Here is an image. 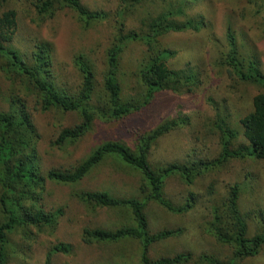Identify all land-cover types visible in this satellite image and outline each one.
Wrapping results in <instances>:
<instances>
[{"label":"trees","instance_id":"16d2710c","mask_svg":"<svg viewBox=\"0 0 264 264\" xmlns=\"http://www.w3.org/2000/svg\"><path fill=\"white\" fill-rule=\"evenodd\" d=\"M15 1L20 0H0V71L11 84L17 82L24 95L34 98L41 111L77 114L80 122L63 128L52 142V147L60 151L80 142L92 131L96 121L111 123L140 115L161 92L181 94L199 82L197 66L171 69L168 61L175 53L161 45V38L172 32L198 33L210 27L204 16L189 13L197 0H175L162 13L149 14L142 20L140 32L125 31L124 28L131 11L144 0H121V9L113 16L91 10L83 0H33L42 19H53L58 12L69 10L85 30L115 19L117 31L106 50L102 84L97 81L95 61L79 54L74 57V67L81 81L75 88L58 78L56 51L51 42L36 41L30 48L22 50L13 47L19 29L17 10L10 5ZM260 3L258 10L261 9L263 17L264 0ZM227 37L230 50L222 58V63L241 81L264 87V73L258 56L240 53L230 26ZM132 43H144L147 55L133 74L137 86L135 92L127 94L121 83V61ZM25 101L17 94H11L6 98L8 109L0 111V264H8L12 235L29 237L33 230L39 233L56 231L64 212L63 209L46 210L43 198L48 183L76 186L104 167L138 177L139 185L136 191L124 197L115 195L109 188L73 192V197L89 211L96 212L98 208L117 211L120 218L113 229L85 228L83 242L100 246L137 241L141 249L140 264H190L195 261L191 253L157 260L150 257L153 244L180 236L183 229H164L151 234L148 205L157 204L174 214L187 213L193 207L195 196L192 195L186 204L175 206L165 195L169 178L178 177L191 186L198 177L220 170L231 160L252 158L264 161V93L255 96L253 111L241 121L248 146L232 148L231 140L236 138V133L222 123L217 125L223 140L221 154L215 160L192 163H155L151 160L153 148L161 138L187 125L188 118L178 115L176 119L163 120L148 132L136 129L133 146L121 141H105L93 148L79 164L52 169H45L42 165L40 135ZM213 191L211 188L212 194ZM222 205L213 208L211 219L204 223V231L218 244L229 246L232 257L222 261L213 253L212 257H200L199 262L244 264L245 260L259 256L264 249V210L257 213L258 231L250 236L248 218L240 208L238 184L231 187ZM58 253L70 254L71 246L57 244L48 253L45 264H51V258Z\"/></svg>","mask_w":264,"mask_h":264},{"label":"rangeland","instance_id":"374dc122","mask_svg":"<svg viewBox=\"0 0 264 264\" xmlns=\"http://www.w3.org/2000/svg\"><path fill=\"white\" fill-rule=\"evenodd\" d=\"M83 2L91 10L106 12L111 16L122 6L121 0ZM173 2L175 0H144L137 3L127 17L124 30L140 32L142 20L146 16L162 13ZM260 4V0L195 1L189 13L204 16L210 27L198 33L172 32L161 38V45L175 53L168 61L171 69L197 66V85L181 94L161 92L140 115L111 123L96 121L92 131L80 142L62 151L52 147V142L63 128L73 127L80 122L77 114L58 110L41 111L36 100L24 95L17 82L11 84L1 71L0 111L8 109L6 98L11 94L26 100L25 104L40 135L39 153L45 169L77 165L93 148L105 141H121L133 146L136 129L148 132L163 120L176 119L178 115L188 118L187 125L161 138L153 148L151 160L155 163L215 160L221 154L223 140L217 125L222 123L236 133V138L231 140L232 148L248 146L241 121L253 111L255 96L264 93V87L241 81L231 68L222 63V58L230 50L227 37L230 26L240 53L244 56L256 54L264 73V16L261 9L258 10ZM10 5L17 10L19 25L13 47L22 50L30 48L36 41L51 42L56 51V74L73 88L81 81L74 67V57L84 54L95 61L97 81L102 84L106 50L117 31L115 19L85 30L69 10L58 12L53 19H42L33 0L15 1ZM146 51L144 43H132L122 56L121 83L127 94L135 92L137 88L133 74L144 61ZM235 184L240 187V208L248 218L249 235L254 236L258 231L255 217L259 210H264V161L234 159L220 170L215 169L198 177L191 186L175 176L167 180L165 195L175 206L186 204L192 195L195 200L191 210L184 214L170 213L157 204L148 205L151 234L164 229H183L182 235L153 244L150 257L157 260L191 253L195 261L190 264H201L200 257H212L214 253L222 261L229 260L232 249L218 244L205 233L204 223L211 219L214 207L223 206V201ZM138 185V177L116 173L108 167L97 170L76 186L48 183L43 198L45 208L63 209L64 215L55 232L39 233L33 230L29 237L12 235L8 264H45L50 250L60 243L71 246V253L55 254L51 264H140L141 249L137 241L127 240L120 244L100 246L85 244L82 240L85 228L113 229L120 218L117 211L101 208L96 212L89 211L73 197L75 191L107 188L115 195L124 197L136 191ZM244 264H264V249L259 256L245 260Z\"/></svg>","mask_w":264,"mask_h":264},{"label":"clouds","instance_id":"9594fccd","mask_svg":"<svg viewBox=\"0 0 264 264\" xmlns=\"http://www.w3.org/2000/svg\"><path fill=\"white\" fill-rule=\"evenodd\" d=\"M254 107V106H253Z\"/></svg>","mask_w":264,"mask_h":264}]
</instances>
